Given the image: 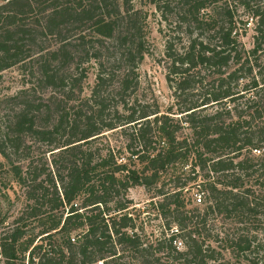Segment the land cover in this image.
Masks as SVG:
<instances>
[{
  "label": "trees",
  "instance_id": "obj_1",
  "mask_svg": "<svg viewBox=\"0 0 264 264\" xmlns=\"http://www.w3.org/2000/svg\"><path fill=\"white\" fill-rule=\"evenodd\" d=\"M148 2L164 23L167 113L140 100L148 14L132 0H0V82L15 66L34 80L0 120V200L24 197L0 215L4 264H230L211 262L213 219L235 226L221 243L238 264H264V0Z\"/></svg>",
  "mask_w": 264,
  "mask_h": 264
},
{
  "label": "rangeland",
  "instance_id": "obj_2",
  "mask_svg": "<svg viewBox=\"0 0 264 264\" xmlns=\"http://www.w3.org/2000/svg\"><path fill=\"white\" fill-rule=\"evenodd\" d=\"M133 5L136 9L143 10L148 14L147 20V47L149 49V56L146 57L145 61L142 63L139 73H140V100L144 104L154 105L157 104L162 113H167L173 110L174 98L173 92L169 88L166 81V70L162 61L165 57V37L162 34L161 30L164 29V23L160 18V14L155 10L148 0H132ZM234 7H237L236 15L241 16V20L247 21L248 18H245L244 15H249L244 9L237 4H234ZM248 27L245 35L241 38L243 44L247 49H252L254 45V35H255V22L252 20L249 21ZM0 82V120L3 123H6L9 120L15 111L18 108V101L12 100L13 97H16L20 91L32 87L31 83H34L33 78L29 73V66L22 68V66H15L4 73H2ZM95 84V72L91 71L89 79L85 84V95L88 96L92 87ZM51 92L46 94H40L44 98L50 97ZM176 110V109H174ZM173 110V111H174ZM175 113V112H173ZM186 133H188L186 131ZM112 142L115 145L121 146L124 142L123 138L119 137L117 134L112 138ZM130 198L133 199L134 204L137 206V209H142L150 200V194H148L144 187H135L130 190ZM192 203L195 205V201L198 200L199 194L198 190H193L191 194ZM14 197V196H13ZM197 203V202H196ZM24 204V197H21L20 202L17 203V206L11 207V205L4 201L0 200V215L2 218L11 217L12 213L19 211ZM144 214L142 215V220L145 218ZM158 225V227H157ZM213 232L211 233V238L207 240V245L209 249H214L213 254L214 259L212 263L217 261H228L230 264H238V260L226 249V245L222 242V238L225 236L224 232H233L235 226L231 222H226L221 219H213ZM144 228L147 229L149 233L152 231L159 232V222L153 221L148 225H145ZM258 240L261 244L260 254L258 260L264 261V222L258 226ZM182 250L183 246L179 245ZM0 264H4L0 259ZM243 264H248V262H243Z\"/></svg>",
  "mask_w": 264,
  "mask_h": 264
},
{
  "label": "built area",
  "instance_id": "obj_3",
  "mask_svg": "<svg viewBox=\"0 0 264 264\" xmlns=\"http://www.w3.org/2000/svg\"><path fill=\"white\" fill-rule=\"evenodd\" d=\"M198 202H200V200Z\"/></svg>",
  "mask_w": 264,
  "mask_h": 264
}]
</instances>
